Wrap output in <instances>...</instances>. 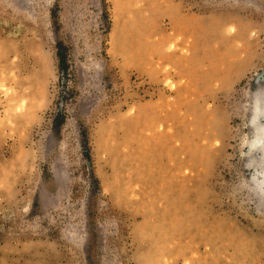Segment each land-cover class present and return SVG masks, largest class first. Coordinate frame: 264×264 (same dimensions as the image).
Here are the masks:
<instances>
[{
    "label": "rangeland",
    "instance_id": "1",
    "mask_svg": "<svg viewBox=\"0 0 264 264\" xmlns=\"http://www.w3.org/2000/svg\"><path fill=\"white\" fill-rule=\"evenodd\" d=\"M261 98L264 0H0V264H264Z\"/></svg>",
    "mask_w": 264,
    "mask_h": 264
},
{
    "label": "bare ground",
    "instance_id": "2",
    "mask_svg": "<svg viewBox=\"0 0 264 264\" xmlns=\"http://www.w3.org/2000/svg\"><path fill=\"white\" fill-rule=\"evenodd\" d=\"M261 99V101L255 103L253 108L251 123L255 129V138L249 145L251 148L261 149L264 154V98ZM261 179L264 185V176ZM258 187L261 188L260 186ZM262 192L264 193V188Z\"/></svg>",
    "mask_w": 264,
    "mask_h": 264
},
{
    "label": "trees",
    "instance_id": "3",
    "mask_svg": "<svg viewBox=\"0 0 264 264\" xmlns=\"http://www.w3.org/2000/svg\"><path fill=\"white\" fill-rule=\"evenodd\" d=\"M59 66H60V69L62 71V74L64 73V71L67 70V66L65 64V61H66V58L61 54L59 53ZM59 116H61V118H63L61 124L64 122V115L63 114H59Z\"/></svg>",
    "mask_w": 264,
    "mask_h": 264
}]
</instances>
